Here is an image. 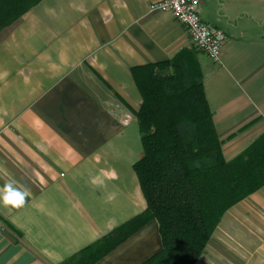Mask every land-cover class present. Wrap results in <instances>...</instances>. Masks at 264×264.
Wrapping results in <instances>:
<instances>
[{
    "label": "crops",
    "instance_id": "1",
    "mask_svg": "<svg viewBox=\"0 0 264 264\" xmlns=\"http://www.w3.org/2000/svg\"><path fill=\"white\" fill-rule=\"evenodd\" d=\"M159 1L42 0L0 32V190L28 194L21 207L0 201V264H63L145 211L130 69L193 48L170 14L151 12ZM198 1L226 36L219 66L197 58L230 161L264 133V0ZM160 251L151 221L96 264ZM195 264H264V187L224 214Z\"/></svg>",
    "mask_w": 264,
    "mask_h": 264
},
{
    "label": "trees",
    "instance_id": "2",
    "mask_svg": "<svg viewBox=\"0 0 264 264\" xmlns=\"http://www.w3.org/2000/svg\"><path fill=\"white\" fill-rule=\"evenodd\" d=\"M41 1L0 0V32ZM198 53L130 69L141 98L133 172L146 209L63 264H96L151 221L161 251L143 264H195L224 214L264 187V133L234 159L222 156Z\"/></svg>",
    "mask_w": 264,
    "mask_h": 264
},
{
    "label": "built area",
    "instance_id": "3",
    "mask_svg": "<svg viewBox=\"0 0 264 264\" xmlns=\"http://www.w3.org/2000/svg\"><path fill=\"white\" fill-rule=\"evenodd\" d=\"M198 6V0H161L153 4L150 10L170 14L185 28L193 47L202 53L209 63L219 66L226 36L221 30L200 20ZM125 121L128 122L129 118Z\"/></svg>",
    "mask_w": 264,
    "mask_h": 264
},
{
    "label": "clouds",
    "instance_id": "4",
    "mask_svg": "<svg viewBox=\"0 0 264 264\" xmlns=\"http://www.w3.org/2000/svg\"><path fill=\"white\" fill-rule=\"evenodd\" d=\"M0 191H2V195H0V201H2L5 207L23 206L28 195L26 192H22L15 188L11 183L6 184Z\"/></svg>",
    "mask_w": 264,
    "mask_h": 264
},
{
    "label": "rangeland",
    "instance_id": "5",
    "mask_svg": "<svg viewBox=\"0 0 264 264\" xmlns=\"http://www.w3.org/2000/svg\"><path fill=\"white\" fill-rule=\"evenodd\" d=\"M203 59V57L201 56V60Z\"/></svg>",
    "mask_w": 264,
    "mask_h": 264
}]
</instances>
